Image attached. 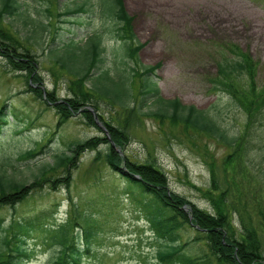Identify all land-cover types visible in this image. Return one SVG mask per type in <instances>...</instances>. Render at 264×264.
<instances>
[{"label":"rangeland","instance_id":"rangeland-1","mask_svg":"<svg viewBox=\"0 0 264 264\" xmlns=\"http://www.w3.org/2000/svg\"><path fill=\"white\" fill-rule=\"evenodd\" d=\"M18 1L21 5L18 14L1 11L0 29L18 40L23 52L36 55L37 71L42 78L37 85L45 89L46 96L53 93L57 100L47 103L31 89L27 73L14 70L0 56V106L6 101L13 111L12 123L0 135V160L9 157L17 164L15 168H3L0 164V173L30 184L39 176L41 167L55 163L56 154L67 151L72 142L106 137L104 121H107L121 129L127 128L129 140L123 151L128 157L141 163L155 162L167 173L171 189L214 212L207 194L212 185V162L221 165L231 147L211 133L199 132L171 117L150 114L161 108L165 111L167 106L154 97L147 98L141 106L137 80L126 105L117 103L113 107L114 103L106 97H95L87 103L97 115L98 126L91 125L79 113L58 124L61 115L56 110L57 103L81 94L79 90L90 92L96 83L103 91L121 83L113 64V49L120 48L122 43L110 38L106 30L110 23L102 15L108 3L105 0ZM123 1L127 12L134 17L136 42L144 44L139 52L140 62L160 64L155 81L161 97L168 101L177 98L184 106L210 111L228 135L245 131L247 116L236 101L229 100L216 79L220 74L219 64L226 56L235 55L232 50L238 46L249 53L256 64L258 84H264V0ZM4 3L0 1V8ZM75 9L83 13L75 14ZM62 12L67 15L58 14ZM57 26L61 28L53 42ZM96 32L103 38L106 67L111 68L114 82H98L93 76L80 85L77 73L89 64L92 45L98 43ZM246 82L243 77L241 86ZM133 108L135 112L139 110L137 114L131 112ZM167 110L172 112L169 107ZM249 140L248 162L242 163L241 169L250 174L239 183L240 194H234L230 208L237 231L242 227L241 215L257 224L262 217L259 209L264 212V182L260 184L264 179V112L258 125L251 129ZM43 143L47 146L45 154L31 162L22 161V152ZM107 146L103 142L98 149L78 153L76 162L69 164L68 186L63 180L67 167L61 166L42 175L41 186L32 189L14 208L0 207V217L6 223L14 217L22 220L39 217L37 223L42 220L27 238L34 251L30 264H53L60 248L54 235L63 233L64 228L68 239L78 234L83 239L87 232L95 234L82 264H157V239L145 220L146 214L133 194H128L126 180L105 161ZM99 151L102 156L96 159ZM54 180L56 187L52 184ZM179 233L182 243L188 242L185 251L189 254L198 257L209 252L206 240L194 241L198 233L193 227L185 225Z\"/></svg>","mask_w":264,"mask_h":264},{"label":"trees","instance_id":"trees-1","mask_svg":"<svg viewBox=\"0 0 264 264\" xmlns=\"http://www.w3.org/2000/svg\"><path fill=\"white\" fill-rule=\"evenodd\" d=\"M4 1V5L0 8V17L2 12L14 15L19 13L21 5L18 0ZM105 1L108 4H105L106 8L102 15L106 22L110 23L106 30L110 33L111 39L122 43L120 48L113 49L115 56L113 64L119 71L120 77L118 78L121 83L114 89L106 91H103L102 87L96 83L92 88L90 87L91 93L82 89L79 90L81 94L68 98L63 103H57L55 107L58 114L61 115L58 124L60 125L68 116L79 113L87 117L91 125L98 126L97 115L86 106L87 103L94 100L95 97L101 99L106 97V100L114 103H111L113 107H116L117 103L126 105V101L132 97L137 80V94L142 96L141 106L147 98L154 97L172 109L171 112L167 110V107L165 111L161 108L150 114L161 118L171 117L174 121H181L187 127L194 128L199 132L211 133L231 147V152L223 158L221 165L212 162V185L207 194L214 204L215 211L209 212L188 197L171 189L167 173L155 162L141 163L128 157L123 151L124 145L129 140L127 128L121 129L107 121H104L107 128L105 130L106 137L93 136L81 142H72L67 151L56 154L55 163L43 165L39 176H36L30 184L16 181L14 178L8 177L6 173H0V207L10 205L14 208L17 203L28 196L32 189L41 186L39 184L42 182L40 180L42 175L44 176L50 170H57L61 166L67 167L63 180L68 186L71 180L69 164L76 162L78 153L88 149H98L105 142L108 145L103 155L105 161L126 180L128 194H133L138 205L146 214L145 220L157 239V264H264V236L261 234H264V212L262 209H259L262 217L258 219L257 224L241 215L239 221L242 227L238 228V231L233 223V217L230 215V208H232L235 199L234 194L236 192L238 195L240 194L239 183L243 181V178L248 179L250 174V171L241 169L242 163L248 162L246 153L247 144L250 143L249 134L251 129L258 125L264 112V84L262 86L258 84L255 62L249 53L234 46L232 52L235 55L226 56L219 64L220 74L216 79L217 82L224 90L225 95H229V100L236 101L247 116L245 131L232 136L228 135L210 111L200 110L195 106H184L177 98L168 101L161 97L160 88L155 81L156 70L160 64L145 65L140 62L139 52L144 44L136 42L132 23L134 17L127 12L123 0ZM73 11L75 14L83 13L81 9ZM58 14L67 15L66 12ZM64 22H67V19H64ZM60 28L59 26L55 28L53 42H55L56 33ZM95 34L98 35V43L92 45L89 64L84 71L77 73L80 85L92 80L93 76L98 82L101 80L114 82L111 68L106 67L107 55L106 47L102 45L103 38L97 32ZM63 41L62 39L61 42ZM0 56L11 63L14 70L27 73L31 89L47 103L51 104L49 101L57 100L53 93H48L46 96L45 89L37 85L41 83L42 78L37 71L36 55L30 51L23 52L18 40L2 29H0ZM243 77L247 82L242 87L240 81L243 80ZM93 104L97 108L96 104ZM8 108L7 102L0 107V134L10 122V114H7ZM133 111L135 112L134 108L131 112ZM46 147V143H43L39 147L22 152L20 154L23 157L22 161L26 163L38 159L45 154ZM101 156V151H99L96 159H100ZM1 166L15 168L17 164L15 160L9 159ZM262 173L264 172L262 171ZM263 182L264 179L260 184ZM52 184L56 187L57 181L54 180ZM261 190L259 188V191ZM238 212L241 214L239 210ZM38 218L22 220L14 217L9 223H6L0 217V264L31 263L34 251L29 247L27 238L34 229L41 225L42 220L37 223ZM185 225L193 227L198 233L194 241L206 240L209 252L196 257L185 251L188 242L182 243L179 233ZM62 231L63 233L54 235L60 248L53 257V264H82L90 252L91 240L95 234L87 232L83 239L79 234L68 239L65 228Z\"/></svg>","mask_w":264,"mask_h":264},{"label":"water","instance_id":"water-1","mask_svg":"<svg viewBox=\"0 0 264 264\" xmlns=\"http://www.w3.org/2000/svg\"><path fill=\"white\" fill-rule=\"evenodd\" d=\"M191 218H192V216H191Z\"/></svg>","mask_w":264,"mask_h":264}]
</instances>
